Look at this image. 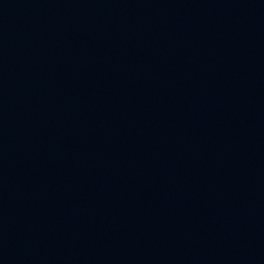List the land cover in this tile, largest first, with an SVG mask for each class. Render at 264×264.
<instances>
[{
  "label": "water",
  "instance_id": "obj_1",
  "mask_svg": "<svg viewBox=\"0 0 264 264\" xmlns=\"http://www.w3.org/2000/svg\"><path fill=\"white\" fill-rule=\"evenodd\" d=\"M43 140L264 172V0H0V146Z\"/></svg>",
  "mask_w": 264,
  "mask_h": 264
}]
</instances>
